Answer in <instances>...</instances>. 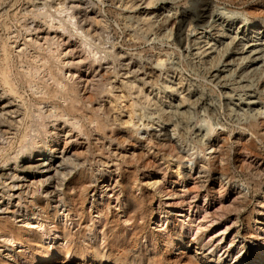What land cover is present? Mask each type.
Listing matches in <instances>:
<instances>
[{
  "label": "rangeland",
  "instance_id": "374dc122",
  "mask_svg": "<svg viewBox=\"0 0 264 264\" xmlns=\"http://www.w3.org/2000/svg\"><path fill=\"white\" fill-rule=\"evenodd\" d=\"M85 1L104 18V39L115 38L132 60L144 66L138 72L112 70L109 84L99 94L100 107L111 108L112 116L117 115L124 121L122 130L141 141L154 133L149 146L139 145L138 150L147 152L166 171L163 175L154 166L135 170L136 175L130 181L133 191L149 200L146 218L137 219L139 228L134 234L133 220L127 218L125 207L115 199L118 185L106 181L107 185L101 187L102 182L99 183L98 193L106 191L110 198L107 217L116 220L123 238H100L101 248L125 264H197L190 257L191 252L181 253L176 249L179 238L173 240V235L167 233V228L174 226L184 240H190L192 247L203 246L206 253L243 263L259 260L256 252L264 248V235H247L246 239L242 235L250 234L249 231L264 234L255 231L261 226L255 210L257 203L264 199V190L252 191V180L244 165L249 156L240 143L253 139L254 149L264 154V124L254 130L260 140L250 134L252 130L248 126L251 120H264V21L258 10L264 6V0H209V24L200 27L188 24L182 45L176 36L180 13L186 8L189 15H195L199 0ZM44 2L51 4V12L65 5L64 0L0 1V20L6 19L12 34L19 33L14 44H22L27 38L21 24L32 21L24 16L32 9L31 4ZM135 3H139L138 7ZM5 33L0 26V39ZM16 45L11 47L9 69L12 72L25 65L15 56ZM33 51L29 48L27 53ZM100 55L105 56L104 62L115 63L107 50ZM150 67L157 75L155 81H150L145 69ZM20 90L26 98L32 97L25 84ZM220 134H229L224 169L213 165V156L221 147L218 145L222 140L216 137ZM237 138L239 141L235 142ZM60 143L63 145V141ZM41 144L40 141L38 145ZM30 150H24L19 156L27 157ZM97 158L89 161V168L99 176L105 166ZM209 163L212 165L207 167ZM239 191L246 195L247 202L237 215L231 202L240 196ZM205 194L208 195L204 197ZM88 195L86 206L95 197L94 192ZM91 218L96 222L94 232L100 236L103 217L93 208ZM169 240L171 245L166 242ZM45 245L51 247V244ZM55 245L62 247L59 243ZM0 250L3 252L6 248L0 247ZM74 262L89 261L78 257Z\"/></svg>",
  "mask_w": 264,
  "mask_h": 264
},
{
  "label": "bare ground",
  "instance_id": "6f19581e",
  "mask_svg": "<svg viewBox=\"0 0 264 264\" xmlns=\"http://www.w3.org/2000/svg\"><path fill=\"white\" fill-rule=\"evenodd\" d=\"M199 1L195 15H189L186 8L180 13L176 32L178 44L184 43L188 24L200 27L210 22L209 0ZM64 3L54 9L57 15L50 11V3L31 4L32 9L24 16H29L32 21L21 24L27 37L22 44H14L18 31L12 34L6 19L0 20V26L6 30L0 39V247L6 248L3 252L0 250V264H125L118 262L117 257L104 251L99 244L100 238H123L116 220L106 214L110 203L108 192L98 193V185L100 182L101 187L107 185L106 181L118 185L115 199L125 207L127 218L133 220L134 234L139 228L137 219L146 218L149 200L133 191L130 181L136 175L135 170L154 166L155 171L166 174L161 164L147 152L138 150L139 145L149 146L154 133L143 141L125 133L121 117H113L111 108L101 109L99 104V94L109 84L112 70L138 72L144 66L132 60V56L117 45L115 38L104 39L106 25L99 10H94L85 0H64ZM258 8L264 21V6ZM12 45L17 46L15 56L25 62L15 72L9 69ZM29 48L34 50L32 54L27 53ZM103 50L110 52L115 63L104 62L105 56L100 55ZM145 69L150 81H155V70L152 67ZM22 84L29 87L32 97L23 95ZM124 87L129 88L128 85ZM124 95L128 97L125 92ZM263 124L264 120L249 121L250 134L258 140L254 130ZM43 136L49 140L45 141ZM228 136H216L222 140L213 156L216 168L226 167ZM40 141L42 144L38 145ZM253 141L248 139L239 143L249 156L244 165L252 180V191L264 190V154L254 149ZM29 148L27 157L19 156ZM262 148L264 150V144ZM96 158L105 166L99 176L89 168V161ZM211 165L209 163L207 167ZM90 192H94L95 197L92 204L86 206ZM239 194L231 202L237 215L247 202L246 195L241 191ZM257 204L255 212L261 219V226L253 230L264 233V218H261L264 216V199ZM93 208L103 217L100 236L94 232ZM167 229L173 240L179 238L180 245L176 249L181 253L191 252L190 257L197 264H264V248L256 252L259 260L236 262L212 255L213 252L206 253L203 246L192 247L190 240H184L183 234L174 226ZM247 233L250 234L242 235L245 239L247 235H264ZM166 242L172 244L171 240ZM46 243L51 247L48 248ZM58 243L62 247L55 245ZM78 257L89 262L75 263Z\"/></svg>",
  "mask_w": 264,
  "mask_h": 264
}]
</instances>
